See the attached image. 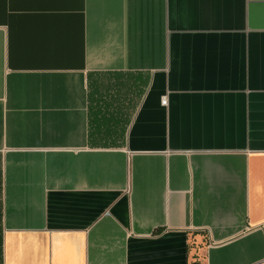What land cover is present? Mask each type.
<instances>
[{"label":"crops","instance_id":"crops-1","mask_svg":"<svg viewBox=\"0 0 264 264\" xmlns=\"http://www.w3.org/2000/svg\"><path fill=\"white\" fill-rule=\"evenodd\" d=\"M196 262L264 264V0H0V264Z\"/></svg>","mask_w":264,"mask_h":264},{"label":"built area","instance_id":"built-area-1","mask_svg":"<svg viewBox=\"0 0 264 264\" xmlns=\"http://www.w3.org/2000/svg\"><path fill=\"white\" fill-rule=\"evenodd\" d=\"M161 103L162 105L166 106V100H163Z\"/></svg>","mask_w":264,"mask_h":264},{"label":"trees","instance_id":"trees-1","mask_svg":"<svg viewBox=\"0 0 264 264\" xmlns=\"http://www.w3.org/2000/svg\"><path fill=\"white\" fill-rule=\"evenodd\" d=\"M193 264H199V263L196 262V263H193Z\"/></svg>","mask_w":264,"mask_h":264}]
</instances>
